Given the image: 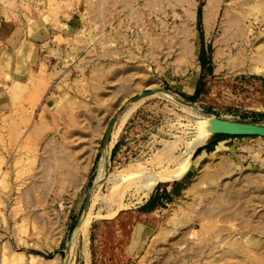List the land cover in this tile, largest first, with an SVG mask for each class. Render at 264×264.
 I'll list each match as a JSON object with an SVG mask.
<instances>
[{
  "label": "rangeland",
  "instance_id": "obj_1",
  "mask_svg": "<svg viewBox=\"0 0 264 264\" xmlns=\"http://www.w3.org/2000/svg\"><path fill=\"white\" fill-rule=\"evenodd\" d=\"M104 4L0 0V40L13 23L24 38L0 43V264H179L231 247L247 252L234 264H264V138L205 127L175 168L201 129L180 98L264 126V0Z\"/></svg>",
  "mask_w": 264,
  "mask_h": 264
},
{
  "label": "bare ground",
  "instance_id": "obj_2",
  "mask_svg": "<svg viewBox=\"0 0 264 264\" xmlns=\"http://www.w3.org/2000/svg\"><path fill=\"white\" fill-rule=\"evenodd\" d=\"M101 1V3H102V5L101 6H99V7H101V9H106V6H105V4H104V0H100ZM130 1V0H129ZM182 1H186V0H182ZM191 1V0H190ZM187 3H189L188 1L186 2V4ZM191 3H193V2H190L189 4H187V5H191ZM193 5V4H192ZM191 5V6H192ZM0 46H2V44H0ZM2 47H4V46H2ZM186 49H187V47H186ZM189 49V48H188ZM215 51V50H214ZM189 53V52H188ZM190 54V53H189ZM217 50L215 51V53H214V57H217ZM161 95V94H160ZM164 95H166V94H164ZM164 95H163V97H164ZM168 95V94H167ZM141 100H142V98H141ZM177 100V99H176ZM180 100H181V104H179V105H181V106H183V107H185L186 109H188L187 111H189V113H191V114H193V115H196V117H198L199 119H200V123H201V129H200V131H199V133L197 134V136H196V138H194V141L191 143V144H189L188 143V146H186L187 148H185L186 149V151L184 152V155H183V157L181 158V160H178L179 161V163H178V165H177V167H175L176 169H179V168H182V167H184L185 165H187V163L189 162V160H190V158L192 157V155H193V153L195 152V150H196V148H197V146H199V145H201L206 139H207V134H205V132H204V130H205V127H210V129H211V131L212 132H214L215 131V129L219 126V124H220V121H226V120H224V119H220V118H218L217 116H215L214 114H211V116L210 117H207V116H203L201 113L199 114V113H197L195 110H193L192 109V107L191 106H193V103H191V102H187V101H185V100H183V99H181L180 98ZM134 102H136V101H134ZM133 102V103H134ZM138 102H142V101H138ZM175 102H177V101H175ZM178 102H179V100H178ZM136 104H140V103H136ZM191 105V106H190ZM128 106H130V105H128ZM137 106V105H136ZM132 107H134L135 108V106H134V104H133V106ZM130 108V109H129ZM127 107V109H129V111L127 110V112H129L130 113V111L131 110H133L131 107ZM126 109V108H125ZM184 109V108H183ZM123 113V112H122ZM129 113H128V116H129ZM124 114L126 115V112L125 113H123V116H121L122 117V119L123 120H125V119H127V115H126V118H125V116H124ZM120 116V115H119ZM117 117V116H116ZM120 117V118H121ZM124 117V118H123ZM195 117V116H194ZM119 118V117H118ZM118 118H116V119H118ZM115 119V120H116ZM120 120V119H119ZM117 122H118V120H117ZM199 122V121H198ZM231 122H235V121H231ZM122 123V125L124 124V121L122 122V120H120V123L119 124H121ZM238 123H242V122H238ZM116 125V124H115ZM115 125H114V128H115ZM121 125V126H122ZM199 125V124H198ZM117 129V128H116ZM114 130V129H113ZM117 132V130L115 131V133ZM116 135H114V137H115ZM111 138V137H110ZM110 142V141H109ZM109 142H108V144H109ZM114 142H115V140H114ZM112 144H113V142H112ZM109 146V145H108ZM110 146H111V144H110ZM168 146V145H167ZM164 150V149H163ZM162 150V151H163ZM168 150H169V148H168ZM172 150V149H171ZM165 151V150H164ZM166 152H168V151H166ZM161 155H162V153H160ZM167 155H169V152L167 153ZM162 157H167L166 156V154H165V156L164 155H162ZM168 158V157H167ZM105 164H106V162H105ZM176 165V164H175ZM101 169V168H100ZM167 169V168H166ZM165 170V169H164ZM161 171V170H160ZM163 171V170H162ZM170 171H172V170H165V171H163L162 173H159V171H158V174H152L151 173V175H150V177H149V175L148 176H145L146 178H148V179H145V180H147L148 182H150V183H148V184H151V186L155 183L156 184V181H157V178H161V177H163V176H165V175H167V173L168 172H170ZM101 172H102V170H101ZM138 172V171H137ZM139 173H141V172H139ZM146 173H148V172H146ZM156 173H157V171H156ZM99 174H100V172H99ZM142 174H144L143 172H142ZM104 176V175H103ZM135 176H136V174H135ZM134 176V177H135ZM99 177H100V175H99ZM133 178V177H132ZM132 178H131V180H132ZM140 179V178H139ZM144 179V178H143ZM162 179V178H161ZM141 180H142V177H141ZM159 180V179H158ZM140 183H141V181H140ZM144 184V183H143ZM146 185H147V182L145 183ZM148 186V185H147ZM151 186H149V187H151ZM149 187H148V189H149ZM145 188H146V186H145ZM93 199V198H92ZM94 201V200H93ZM88 203H89V197H88ZM91 203V202H90ZM90 205V204H89ZM89 209H91V207H88ZM89 209H88V212H86L85 213V215L82 217L83 218V220H82V218H81V220H82V225H83V223L85 222V221H88V213H89ZM81 222V221H80ZM80 222H79V224H78V226L76 227V229H75V231L79 228V225H80ZM178 232V231H177ZM177 232H176V230H173V231H167L166 232V235H171V236H177L176 234H177ZM176 233V234H175ZM181 233V232H180ZM196 233V232H195ZM191 236L192 235H194V232L192 231V232H190L189 233ZM196 235H199V234H196ZM204 237V236H203ZM161 237H159V239H160ZM201 240V239H200ZM255 242H252L251 243V246L254 244ZM179 244V243H178ZM202 244V243H201ZM201 245H200V249H201ZM246 247V246H245ZM246 248H248V246L246 247ZM199 249V250H200ZM234 250H235V252H240V253H242L243 255H245V253H247V252H243V250H240V251H237V248H233V247H231L230 248V250L229 251H226L225 253H224V255H223V257H221V258H219V259H212V260H208V261H204V262H201L200 261V259L198 258V255L196 256L197 258L195 259V260H190L189 262H187V263H185L186 262V260H185V262H180L179 264H234L233 262H232V259H233V257H235V252H234ZM155 251H157V256H155L156 258H158V256H159V254H160V251L159 250H155ZM159 252V253H158ZM198 254V253H197ZM243 255H242V257H243ZM246 256V255H245ZM249 258V257H248ZM34 259V256L33 257H31V260H33ZM194 259V258H193ZM203 259V258H202ZM241 259V258H240ZM251 259V258H250ZM158 260V259H157ZM188 261V260H187ZM251 261V260H250ZM256 261V260H255ZM263 261V260H262ZM242 262V261H241ZM245 262H246V260H245ZM235 264H236V262H235ZM241 264V263H240ZM249 264H250V262H249ZM256 264V263H255Z\"/></svg>",
  "mask_w": 264,
  "mask_h": 264
},
{
  "label": "water",
  "instance_id": "obj_3",
  "mask_svg": "<svg viewBox=\"0 0 264 264\" xmlns=\"http://www.w3.org/2000/svg\"><path fill=\"white\" fill-rule=\"evenodd\" d=\"M159 89L155 90H146L142 92L141 94L133 97L132 100H140L143 97L150 96L156 92H158ZM116 115L109 121L106 131L104 133L102 144L105 146L109 142V137L111 134V129L113 126V123L115 122ZM213 134H221V135H228V136H258L264 138V126L256 125V124H248V123H238V122H231V121H220L219 126L215 129ZM107 163L105 164V177L107 176ZM88 197H86V200L84 202L82 211L80 213V216L78 217L74 229L78 226L79 222L81 221V218L85 215L87 208H88Z\"/></svg>",
  "mask_w": 264,
  "mask_h": 264
},
{
  "label": "crops",
  "instance_id": "obj_4",
  "mask_svg": "<svg viewBox=\"0 0 264 264\" xmlns=\"http://www.w3.org/2000/svg\"><path fill=\"white\" fill-rule=\"evenodd\" d=\"M98 1L96 3L94 2H87V9H91L92 11L94 10L95 7H97ZM3 23H6L5 20L0 19V29L3 27ZM19 35V26L15 23L12 25V29L10 30L9 34L3 39L0 40V43L4 45L6 49H11V50H17L21 45H19L20 41H24V38L18 39ZM30 43V42H29ZM28 52H31V47L30 45L28 46ZM209 63L205 64L204 67H206ZM222 142V141H221ZM219 142V143H221ZM257 144L263 143V140H258L256 141Z\"/></svg>",
  "mask_w": 264,
  "mask_h": 264
},
{
  "label": "trees",
  "instance_id": "obj_5",
  "mask_svg": "<svg viewBox=\"0 0 264 264\" xmlns=\"http://www.w3.org/2000/svg\"><path fill=\"white\" fill-rule=\"evenodd\" d=\"M200 24H201V8L198 7V9H197V25H198V27H200ZM199 63H200L201 68H204L205 64L209 63V61L207 59H205L203 51L199 55ZM195 94H198V89H195ZM228 121H231V120H228ZM235 122H238V121H235ZM222 136H226V135H222Z\"/></svg>",
  "mask_w": 264,
  "mask_h": 264
}]
</instances>
